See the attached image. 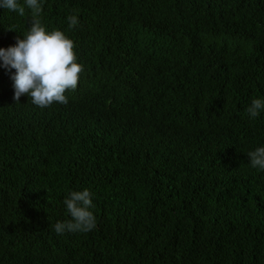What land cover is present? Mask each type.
<instances>
[{
  "label": "trees",
  "instance_id": "obj_1",
  "mask_svg": "<svg viewBox=\"0 0 264 264\" xmlns=\"http://www.w3.org/2000/svg\"><path fill=\"white\" fill-rule=\"evenodd\" d=\"M40 2L84 70L41 108L0 60V264H264V0ZM18 4L0 48L30 31ZM84 190L95 227L57 234Z\"/></svg>",
  "mask_w": 264,
  "mask_h": 264
},
{
  "label": "clouds",
  "instance_id": "obj_2",
  "mask_svg": "<svg viewBox=\"0 0 264 264\" xmlns=\"http://www.w3.org/2000/svg\"><path fill=\"white\" fill-rule=\"evenodd\" d=\"M25 4L34 15L30 31L24 39L17 40L16 46L0 48L3 67L16 70L12 76L14 99L18 102L22 95H27L41 108L53 103L66 105V91L76 89L84 70L77 63L74 41L61 30L46 31L36 19L41 12L40 0H25ZM0 8L24 15V7L18 4V0H0ZM68 20L70 27L78 24L75 16L68 17ZM261 109H264V101L255 99L248 109L249 115L255 118ZM248 156L253 167L264 169V147L256 148ZM64 203L72 219L57 222L54 226L57 234L87 232L95 227V216L89 211L92 200L88 190L71 192Z\"/></svg>",
  "mask_w": 264,
  "mask_h": 264
}]
</instances>
